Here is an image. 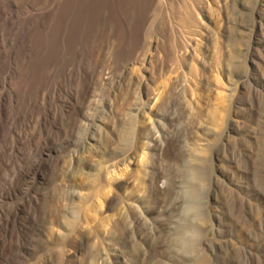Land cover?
I'll use <instances>...</instances> for the list:
<instances>
[{
	"label": "rangeland",
	"instance_id": "374dc122",
	"mask_svg": "<svg viewBox=\"0 0 264 264\" xmlns=\"http://www.w3.org/2000/svg\"><path fill=\"white\" fill-rule=\"evenodd\" d=\"M74 1L0 0V264H264V0Z\"/></svg>",
	"mask_w": 264,
	"mask_h": 264
},
{
	"label": "bare ground",
	"instance_id": "6f19581e",
	"mask_svg": "<svg viewBox=\"0 0 264 264\" xmlns=\"http://www.w3.org/2000/svg\"><path fill=\"white\" fill-rule=\"evenodd\" d=\"M81 0H75L72 4H71V7H72V12H75L80 6H82V2H80ZM86 5V4H85ZM90 5V4H89ZM82 9V8H81ZM94 10V9H93ZM75 14V13H74ZM83 15V14H82ZM32 16H36L35 14H33ZM0 17H2V19H1V21H3V23H4V26L6 25V26H8L9 27V29H12V28H14V24H15V22H14V20L16 19L15 18V13H14V10H13V6L10 4V3H7L6 5L5 4H3V3H1L0 2ZM85 18V17H84ZM19 20V19H18ZM85 20H87V18L85 19ZM29 21H30V19H24L23 21H22V23L23 24H29ZM67 22V21H66ZM88 22H89V20H88ZM87 22V23H88ZM3 23H1L0 25H2ZM66 24V23H65ZM69 27V26H68ZM22 29V28H21ZM70 30V29H69ZM67 31V30H66ZM68 35V34H67ZM14 56V53H12V52H10L9 54H8V52L7 53H5L3 50H1L0 49V59H7L8 57H9V59H10V57L12 58ZM0 85H2V86H7V83H5V81L3 82V83H0ZM26 86V85H25ZM44 152H46V149H43L42 150V153L41 154H43ZM190 171H192V170H190ZM189 171V174H190V178L192 179V180H195V181H199L200 179H201V177H200V175L199 174H201V172L199 173V172H197V171H192V172H190ZM190 179V180H191ZM191 180V181H192ZM197 186V185H196ZM15 192H17V190L15 189ZM190 194H191V196L190 195H188L190 198L193 196L194 198H196L197 199V193H196V191H194V192H189ZM189 198V199H190ZM189 208H196V205H195V203L194 204H192ZM196 210V209H195ZM195 210H193V212L195 211ZM15 212H13V219L16 221L17 219H18V215H19V213H20V211H21V208L20 207H18V208H16L15 210H14ZM191 211V210H190ZM198 213V212H197ZM184 230L186 231H188V230H190V231H192L188 226H186L185 228H184ZM195 231H192V233H194ZM197 233V232H196ZM182 241V240H181ZM188 243V242H187ZM188 245H190L189 243H188ZM187 245V246H188ZM188 247H191V246H188ZM188 249V248H187ZM189 250V249H188Z\"/></svg>",
	"mask_w": 264,
	"mask_h": 264
}]
</instances>
